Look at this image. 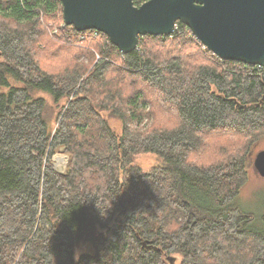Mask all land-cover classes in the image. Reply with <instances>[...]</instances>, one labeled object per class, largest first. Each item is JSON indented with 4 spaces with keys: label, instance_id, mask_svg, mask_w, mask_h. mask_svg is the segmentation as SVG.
<instances>
[{
    "label": "trees",
    "instance_id": "16d2710c",
    "mask_svg": "<svg viewBox=\"0 0 264 264\" xmlns=\"http://www.w3.org/2000/svg\"><path fill=\"white\" fill-rule=\"evenodd\" d=\"M61 13L0 0V264H264V217L232 206L264 139V68L181 23L123 55ZM39 93L64 103L54 129Z\"/></svg>",
    "mask_w": 264,
    "mask_h": 264
},
{
    "label": "water",
    "instance_id": "95a60500",
    "mask_svg": "<svg viewBox=\"0 0 264 264\" xmlns=\"http://www.w3.org/2000/svg\"><path fill=\"white\" fill-rule=\"evenodd\" d=\"M64 26L106 35L121 54L143 36L170 37L186 26L201 46L222 61L264 68V0H59ZM253 166L264 178V150ZM145 244V243H144ZM170 264L174 258L168 257Z\"/></svg>",
    "mask_w": 264,
    "mask_h": 264
},
{
    "label": "rangeland",
    "instance_id": "374dc122",
    "mask_svg": "<svg viewBox=\"0 0 264 264\" xmlns=\"http://www.w3.org/2000/svg\"><path fill=\"white\" fill-rule=\"evenodd\" d=\"M62 16V13H61ZM54 27V24L50 25ZM62 28V25L60 26ZM56 31H53L51 34H55ZM46 102L45 118L48 121V126L51 129H54L56 126V119L59 115L61 107L64 106V103L55 104L53 99L44 93H39L38 95ZM111 129L115 132L116 135H120L122 131V125L117 120H108ZM264 150V139L257 142L250 150L249 160H248V182L243 187L241 194L234 201L232 206L238 207L245 212L252 213L258 220L264 217V178H261L253 166L254 159L260 151ZM157 158L151 154H143L137 157L135 161V166L140 168L142 171H147L157 164ZM68 165V156L62 152L54 155L53 157V166L56 171L59 173H64ZM256 221L255 226L252 223L253 228H259L260 222ZM89 251V247H81L80 254L77 253L76 257L79 255L85 254ZM175 264H179V259L175 260Z\"/></svg>",
    "mask_w": 264,
    "mask_h": 264
},
{
    "label": "clouds",
    "instance_id": "9594fccd",
    "mask_svg": "<svg viewBox=\"0 0 264 264\" xmlns=\"http://www.w3.org/2000/svg\"><path fill=\"white\" fill-rule=\"evenodd\" d=\"M76 253L80 254V250H79V249H77V250H76Z\"/></svg>",
    "mask_w": 264,
    "mask_h": 264
}]
</instances>
